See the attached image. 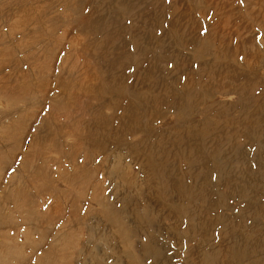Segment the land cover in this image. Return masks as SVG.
<instances>
[{
    "label": "rangeland",
    "instance_id": "374dc122",
    "mask_svg": "<svg viewBox=\"0 0 264 264\" xmlns=\"http://www.w3.org/2000/svg\"><path fill=\"white\" fill-rule=\"evenodd\" d=\"M171 1L0 0V264H264V101L244 113L230 89L177 91L187 75L177 67L199 83L204 64H238L206 27L170 29ZM194 1L177 0V11L198 17ZM76 75L96 87V98H82L85 131L107 145L86 164L78 151L71 157L72 138L59 139L65 156L52 144L64 128L78 131L70 113H52L64 103L54 99L61 81ZM42 79L48 93L37 99ZM120 106L146 134L116 148L98 124H112ZM205 110L213 118L190 141L164 137L180 119L202 122Z\"/></svg>",
    "mask_w": 264,
    "mask_h": 264
},
{
    "label": "bare ground",
    "instance_id": "6f19581e",
    "mask_svg": "<svg viewBox=\"0 0 264 264\" xmlns=\"http://www.w3.org/2000/svg\"><path fill=\"white\" fill-rule=\"evenodd\" d=\"M233 1L234 0H195L194 2L197 3L196 8L199 11L198 17H201L200 20L203 23L200 24V20L198 19V17H193L192 13H190L188 9L177 11V0H172V4L169 7V11L171 13L169 27L176 32L185 31L187 35H192V32H197L200 35V32L202 33L204 27H206V30L204 31L206 32L208 41H210L211 44L213 43L215 48L225 56L224 58H232L234 59L232 60L234 61V64L244 65L248 70H246V72L239 73L237 72L238 65L229 64L230 66L228 68H225L223 66H221L220 68H213V66L205 68L204 64L203 66L198 68V75L202 80L199 83H196L194 76L191 75L192 71L189 73L187 69L177 67V73H183L184 71L187 73L184 81L183 78H180L179 81H177V91L179 93L188 94L193 89L204 88L205 90L211 89L215 93L222 94L227 91V89H230L241 96V105L243 106V109H245L244 113H247V111L251 110L252 107L256 108L257 111L259 107L262 106L261 104H263L264 101V76L262 74H257V71L259 69L261 70L262 68H264V54H261V49L264 48V0H240L245 3V5H243L242 7H240L239 4L232 6L231 2ZM151 18L156 19V15H152ZM248 21H250L251 24H249ZM195 26H197V29ZM257 42L258 50L254 51L253 45H256ZM69 59L70 57H68V60ZM212 59L214 60L215 58L212 57ZM239 60H242V62H240ZM62 68L64 69L63 66ZM62 68L61 70H63ZM249 72H254L256 76H258V78H255L256 80L248 79L250 78L249 75H251L249 74ZM20 77L24 78L26 77V74L22 73ZM79 79L80 77H77L76 75L73 80L66 78L61 81V83H64V86H58V90L54 94V99L63 100L64 103L61 107L56 108L53 106L52 109V113H55L56 115L55 117H63L65 112L70 113V115H72V119H70V121L77 126L78 131L70 133L66 132L64 128L63 131L59 133L58 137L55 139V142L52 144L59 145L61 148V154L65 156L66 154H68L64 148L66 147V145L62 144L61 146L59 143V139L66 140L68 137L72 138L75 144L69 147V150L71 151V157L74 153L77 154L78 151L79 158H81L83 164H86L89 160V152L92 153L93 149L98 150L99 148H107V145H98L102 141V139H95V137H91L93 132L85 131V126L87 127V125L84 124L85 119L82 114L84 110L86 111V108H89V102L82 104V98H96V94H94L96 91V87L94 84H92L93 81L89 79L83 81ZM227 80L233 81V84L226 85L225 82H227ZM204 81H208L206 85L204 84ZM139 88L134 86L132 87V89L134 90ZM256 92H260L263 96H257ZM36 93L39 94L37 96V99L41 96L47 95L48 90H46V85L43 84V79L41 81V84L36 87V92L34 93V95ZM252 93H255V95L251 100V105L248 106L243 96H250ZM23 102L24 104L31 103L30 99H24ZM178 104L179 102L177 99V108H179ZM147 105L152 106L153 104L148 103ZM124 107L125 106H120L118 113L113 114L112 124H109L108 126H105L106 124L103 125V123L98 124L102 126L101 128H99L101 132L99 131L98 134L102 135V133L104 132L103 134L108 135L109 133V136L113 139L114 147L116 146V148H119V145L126 146L128 142L130 144L134 143L133 139L139 133L140 135L146 134L144 130L141 129V126L134 125L135 123H137V120H139V115L132 114L129 110H127V108ZM202 115V122H193L192 120L182 121L180 119L179 122H177V125L172 128L164 137L172 142H176L177 145H183L184 142L190 141L192 135L194 134V128H196L200 123L208 122L213 118V114L206 110ZM244 115L246 118L241 119V124L243 126L249 127V123L251 124L250 115ZM257 115L259 114L257 113ZM146 123L147 126H151L153 124L149 120V118L146 119ZM234 135L235 134L232 135L230 141L232 140ZM160 137L161 139L164 138L163 135ZM147 138L141 142L135 143L134 146L143 148L149 142V139ZM258 141L261 142V137ZM79 148H83L81 154ZM140 162H144L143 165L142 163H139L140 169H145V159L140 160ZM47 176L48 175H46V177ZM53 179L54 177L50 176L46 180L51 181L48 182L49 184H51ZM94 184H96V187H98V183L96 182H92L90 186Z\"/></svg>",
    "mask_w": 264,
    "mask_h": 264
}]
</instances>
